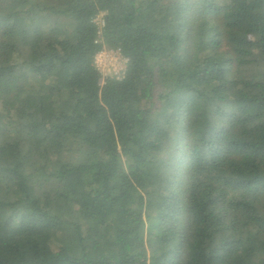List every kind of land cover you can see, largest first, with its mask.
I'll use <instances>...</instances> for the list:
<instances>
[{
    "label": "trees",
    "instance_id": "obj_1",
    "mask_svg": "<svg viewBox=\"0 0 264 264\" xmlns=\"http://www.w3.org/2000/svg\"><path fill=\"white\" fill-rule=\"evenodd\" d=\"M0 264H264V0H0Z\"/></svg>",
    "mask_w": 264,
    "mask_h": 264
},
{
    "label": "built area",
    "instance_id": "obj_2",
    "mask_svg": "<svg viewBox=\"0 0 264 264\" xmlns=\"http://www.w3.org/2000/svg\"><path fill=\"white\" fill-rule=\"evenodd\" d=\"M94 23L99 27L98 35L101 34V29L104 22ZM128 60L122 55L118 49H102L94 57V66L100 73V85H102L107 78L121 80L126 72Z\"/></svg>",
    "mask_w": 264,
    "mask_h": 264
},
{
    "label": "rangeland",
    "instance_id": "obj_3",
    "mask_svg": "<svg viewBox=\"0 0 264 264\" xmlns=\"http://www.w3.org/2000/svg\"><path fill=\"white\" fill-rule=\"evenodd\" d=\"M102 14L98 15L96 17V20L97 22H102ZM58 243H60L61 245L63 246H75V243L72 241V240H69V239H65V240H57Z\"/></svg>",
    "mask_w": 264,
    "mask_h": 264
}]
</instances>
